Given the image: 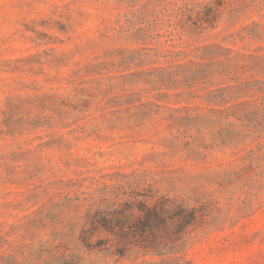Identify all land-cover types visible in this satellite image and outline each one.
<instances>
[{
    "label": "rangeland",
    "instance_id": "obj_1",
    "mask_svg": "<svg viewBox=\"0 0 264 264\" xmlns=\"http://www.w3.org/2000/svg\"><path fill=\"white\" fill-rule=\"evenodd\" d=\"M0 264H264V0H0Z\"/></svg>",
    "mask_w": 264,
    "mask_h": 264
},
{
    "label": "trees",
    "instance_id": "obj_2",
    "mask_svg": "<svg viewBox=\"0 0 264 264\" xmlns=\"http://www.w3.org/2000/svg\"><path fill=\"white\" fill-rule=\"evenodd\" d=\"M138 208V216L135 218L136 221L130 223L127 222V218L124 217V214L110 216L106 218L100 216L101 225L105 232L110 235L115 236L118 239V242L122 247L129 242L131 238L136 242L145 243L142 246L154 245L156 243L157 236L161 230H167V217L168 209L165 208L164 204L154 203L152 206H147L145 203L140 202ZM176 215H178L182 221L180 226L186 225L188 222L185 219L187 213L178 208L176 210ZM96 224H93L95 227ZM87 239V236L84 238ZM97 243H101V240H98ZM121 248H117V251H121ZM147 246H144L143 249H147ZM121 253V252H118Z\"/></svg>",
    "mask_w": 264,
    "mask_h": 264
}]
</instances>
